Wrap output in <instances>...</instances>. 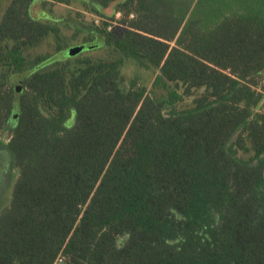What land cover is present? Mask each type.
I'll return each instance as SVG.
<instances>
[{"label":"trees","instance_id":"16d2710c","mask_svg":"<svg viewBox=\"0 0 264 264\" xmlns=\"http://www.w3.org/2000/svg\"><path fill=\"white\" fill-rule=\"evenodd\" d=\"M36 1L0 0V264H264V0ZM50 36L91 49L40 68Z\"/></svg>","mask_w":264,"mask_h":264},{"label":"rangeland","instance_id":"374dc122","mask_svg":"<svg viewBox=\"0 0 264 264\" xmlns=\"http://www.w3.org/2000/svg\"><path fill=\"white\" fill-rule=\"evenodd\" d=\"M11 0H3V10L8 6ZM44 0H37L32 7V16L37 20H51L61 22L62 20H79L86 27L91 24L100 25L102 19L100 17L94 16L86 11L82 7V4L78 0H73L71 6L52 1L45 0L47 5L43 6ZM104 13L107 16H111L113 13V6L109 9L105 10ZM120 16H118L119 18ZM1 20V16H0ZM110 23V20L105 19ZM71 26H63V37L64 40H68L71 38L74 27L73 24L70 23ZM111 24V23H110ZM113 27H118L119 25L115 22L112 23ZM54 39L52 36L48 37L40 46L35 48H29L26 51V57L28 59H33L39 55H49L50 57L40 66L46 67L52 65L57 62L64 61L68 58V49L62 51H55L54 47ZM79 46V43L74 44V46ZM93 45H103V40L98 38ZM86 55L92 56L94 58H106L109 57V52L105 49H97L90 50ZM34 72V71H33ZM123 75L127 79H138L140 83L148 88H151L152 83L156 77V73L154 71L145 70L139 67L133 60H127L123 69ZM16 84L17 92L19 93L21 90L20 79L18 77L13 78ZM190 102H186L185 105H189ZM10 162L9 154L5 148L4 137H0V208L3 207L6 200L10 195V188L13 184V178L10 174L5 173V169Z\"/></svg>","mask_w":264,"mask_h":264},{"label":"water","instance_id":"95a60500","mask_svg":"<svg viewBox=\"0 0 264 264\" xmlns=\"http://www.w3.org/2000/svg\"><path fill=\"white\" fill-rule=\"evenodd\" d=\"M87 49H91V47H86L85 45H79V46H74L68 49V56L69 57H75L82 52H84Z\"/></svg>","mask_w":264,"mask_h":264},{"label":"built area","instance_id":"2783aa9c","mask_svg":"<svg viewBox=\"0 0 264 264\" xmlns=\"http://www.w3.org/2000/svg\"><path fill=\"white\" fill-rule=\"evenodd\" d=\"M62 262V260H59V263Z\"/></svg>","mask_w":264,"mask_h":264}]
</instances>
